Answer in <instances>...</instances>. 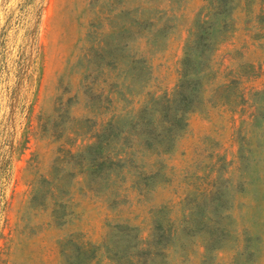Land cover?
I'll return each instance as SVG.
<instances>
[{"label": "rangeland", "instance_id": "rangeland-1", "mask_svg": "<svg viewBox=\"0 0 264 264\" xmlns=\"http://www.w3.org/2000/svg\"><path fill=\"white\" fill-rule=\"evenodd\" d=\"M212 32L209 106L153 169L93 177L102 126L173 93ZM157 224L152 264H264V0H0V264H68L70 239L79 264H114L116 226Z\"/></svg>", "mask_w": 264, "mask_h": 264}, {"label": "trees", "instance_id": "trees-1", "mask_svg": "<svg viewBox=\"0 0 264 264\" xmlns=\"http://www.w3.org/2000/svg\"><path fill=\"white\" fill-rule=\"evenodd\" d=\"M221 17L225 19L226 24L233 21V15H221ZM215 30L214 28L213 32ZM213 32L206 35L202 46H199L195 40H190L186 45L185 57L181 62V79L173 93L165 95L161 100L150 101L133 119L128 118L130 121L127 124L130 125L128 129L127 127L117 129L116 123L120 117H114L102 126L100 133L95 137L94 146L98 153L94 159H90L86 167L88 171H92L93 177L97 175L95 171L99 170L102 173L99 178L102 179L110 169L119 171L121 178L131 169L146 172L148 168L153 169L152 158L160 157L170 151L180 133L188 126V116L201 111L204 106H209L210 101L207 98L210 93L209 77L215 71L213 56L218 44L214 43L216 39ZM220 72H217V75ZM103 170L107 171L103 173ZM119 175L116 174L115 177ZM146 177V173H140L135 179L141 180ZM109 178L112 180L113 177ZM49 185L53 189L51 183ZM53 196L49 189L46 200L50 197L54 198ZM46 204L47 209L53 205L51 216L56 222L65 220L68 216V206L64 201L57 200L51 205L47 201ZM115 228L122 235L123 241L114 248L107 247L114 264H152L154 259L166 258L164 254L170 251L164 246L170 237H167L164 227L159 224L154 226L150 238L145 240L141 238L140 232L132 237L130 236L132 229L121 226ZM63 249L66 250L65 254H68V264H79L85 251V247L74 239L66 241Z\"/></svg>", "mask_w": 264, "mask_h": 264}]
</instances>
